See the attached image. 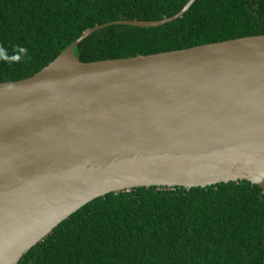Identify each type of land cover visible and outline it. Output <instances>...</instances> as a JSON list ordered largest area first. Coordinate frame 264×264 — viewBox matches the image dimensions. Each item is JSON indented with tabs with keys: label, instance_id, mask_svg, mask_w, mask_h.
I'll return each mask as SVG.
<instances>
[{
	"label": "water",
	"instance_id": "obj_1",
	"mask_svg": "<svg viewBox=\"0 0 264 264\" xmlns=\"http://www.w3.org/2000/svg\"><path fill=\"white\" fill-rule=\"evenodd\" d=\"M86 29L30 77L0 82V264H19L88 202L137 187L248 181L264 193V34L82 62Z\"/></svg>",
	"mask_w": 264,
	"mask_h": 264
},
{
	"label": "trees",
	"instance_id": "obj_2",
	"mask_svg": "<svg viewBox=\"0 0 264 264\" xmlns=\"http://www.w3.org/2000/svg\"><path fill=\"white\" fill-rule=\"evenodd\" d=\"M188 1L0 0V82L32 76L88 28L160 20ZM262 34L264 0H195L160 26L98 29L73 52L92 62ZM19 264H264V193L245 180L108 193L58 224Z\"/></svg>",
	"mask_w": 264,
	"mask_h": 264
}]
</instances>
